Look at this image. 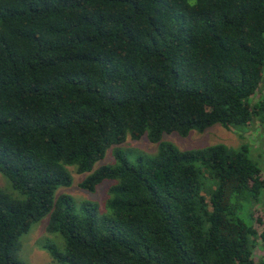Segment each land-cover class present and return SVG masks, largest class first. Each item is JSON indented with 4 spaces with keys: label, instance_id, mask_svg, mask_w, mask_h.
Returning a JSON list of instances; mask_svg holds the SVG:
<instances>
[{
    "label": "trees",
    "instance_id": "obj_1",
    "mask_svg": "<svg viewBox=\"0 0 264 264\" xmlns=\"http://www.w3.org/2000/svg\"><path fill=\"white\" fill-rule=\"evenodd\" d=\"M260 116L264 0H0V174L24 197L0 188V264H26L21 239L48 216L58 264H264L248 146L163 141ZM145 136L157 154L116 149L92 172ZM69 167L92 172L85 191L115 181L106 212L56 196Z\"/></svg>",
    "mask_w": 264,
    "mask_h": 264
},
{
    "label": "rangeland",
    "instance_id": "obj_2",
    "mask_svg": "<svg viewBox=\"0 0 264 264\" xmlns=\"http://www.w3.org/2000/svg\"><path fill=\"white\" fill-rule=\"evenodd\" d=\"M260 118L262 121L259 120V118H256L253 124L238 127L233 131H229L221 125H215L203 133L193 131L188 137H182L177 133L167 134L164 135L163 141L173 144L176 148L182 151L202 149L217 144H224L229 148L238 149L242 144H245L249 148L251 158L260 166L264 175V117L260 116ZM116 149L124 152L127 159L131 163H135L137 157L140 155L153 156L157 154L159 150V144L152 143L147 136L138 141L128 137L125 143L112 146L107 151L105 158L96 163L92 172L102 166L115 165L116 160L114 157V152ZM68 170L72 176L73 183L69 187H60L56 193V196H70L77 204V207L83 203L97 204L101 212H106V204L110 197L109 189L115 184V181H105L100 186H98L95 192H89L83 190L80 187V184L92 172L78 174L75 167H69ZM208 186L213 187L212 189L216 188L215 184H212L210 181ZM0 188L6 193L12 195L14 198H24L19 192L12 188L9 180L2 174H0ZM205 195L207 198H210L207 192ZM250 208L251 206L246 204L241 214V217L247 223L251 222ZM254 210L255 218L261 220L264 223V208L258 206ZM48 222L49 216L44 218L40 223L34 225L31 231L22 237V249L20 252V257L26 264H58L52 259L49 253L41 247L47 242H53L56 243L57 246H61V248H63L61 236L59 234H49L47 232ZM258 226L261 225L258 223ZM257 253H259V255L264 254V252L261 250H258Z\"/></svg>",
    "mask_w": 264,
    "mask_h": 264
}]
</instances>
